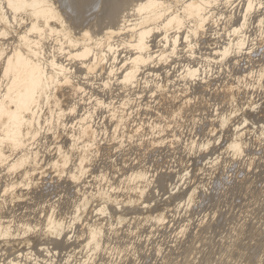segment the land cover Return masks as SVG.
I'll return each mask as SVG.
<instances>
[{
	"label": "bare ground",
	"instance_id": "1",
	"mask_svg": "<svg viewBox=\"0 0 264 264\" xmlns=\"http://www.w3.org/2000/svg\"><path fill=\"white\" fill-rule=\"evenodd\" d=\"M103 1L111 23L97 32V24L81 22L100 0H0V264H54L67 246L80 251L69 252L64 264H95L101 254L118 258L127 244L110 238L118 239L125 223L138 230L168 218L159 204H148L156 180L144 162L180 147L182 128L208 136L186 141L192 159L222 142L220 156L207 164L220 175L221 156L238 160L248 136L264 139V126H248L253 112L264 118V107L250 97L264 90V12L257 15L264 0H242L237 21L232 12H217L235 0ZM253 15L260 34L250 40ZM202 39L212 46L208 54L201 53ZM182 58L188 64L176 80L169 71L160 79L159 68ZM241 59L249 69L215 87L212 68L233 71ZM139 87L151 95L145 104L138 102L141 93L130 94ZM119 91L117 104L104 98ZM100 111L107 114L96 122ZM181 175L180 181L189 172ZM199 189L182 191L187 210Z\"/></svg>",
	"mask_w": 264,
	"mask_h": 264
},
{
	"label": "rangeland",
	"instance_id": "2",
	"mask_svg": "<svg viewBox=\"0 0 264 264\" xmlns=\"http://www.w3.org/2000/svg\"><path fill=\"white\" fill-rule=\"evenodd\" d=\"M100 1V4L98 3L96 8L90 10L89 13L87 12L88 14L86 13L87 16L84 15L85 19L83 18L84 21H82L83 23L81 22V27L87 26L88 22L91 25L93 23L95 25L100 24L98 25L99 27L96 25V31L100 32V30L103 29V26L105 27L106 25H109L110 21L104 18L103 15L105 10V1ZM235 1L231 4L232 6H219L220 8H218L217 12L221 11V13H223L224 11L223 14L232 12L233 15L235 14V20L237 21L240 11L242 10L243 5L241 6V4H243V2H241L242 0ZM129 4H131V2H129ZM129 4L127 2L128 7ZM125 7L127 8V6ZM263 12L264 9L257 15L263 16ZM255 16L256 15H253V19L251 20V24L248 29V32H250L248 36L253 37H251L250 40H254L260 34L257 26L255 27L256 24H254L256 19ZM209 31L211 30H208L207 35H213V32ZM210 33L212 34L209 35ZM200 42L199 48H201V53H210L212 46L208 48L207 44L209 45V43H206L203 39L200 40ZM204 42L206 43V46L204 45ZM255 58L254 67L258 68L260 62L259 60L261 59L257 56ZM179 61H177V63H174L175 61H173V63H170L167 67L162 69L159 68L157 73L159 77L162 75L160 79L163 78L166 71H169L171 78L179 75V73H181L180 68L182 64L187 63V61L183 58ZM197 61L200 63L202 61L201 65L199 64V67H201L203 62H205V59L198 58ZM242 61V68L236 67L233 71L222 67L221 69H218L219 67L217 68V66L214 65L216 67L212 68L213 73L211 72L209 77L215 76V79L217 78V81L214 82L216 84L215 87L220 86L223 80L230 83L235 82L243 69H249V66L245 65L244 59ZM196 62L194 61L195 64ZM174 68L180 71L175 70ZM176 79L177 78L175 77V79L173 78L172 80ZM96 80L97 79L95 78L91 80V83H95V87H97L96 85L100 82ZM194 89L196 92L200 91L199 88ZM87 91L86 98H89L90 90L88 89ZM140 91L141 88L139 87L130 94L136 95L138 92L140 94ZM119 92V96L117 92L116 94H106L107 96L104 95V98L108 101L116 103L121 98L120 95L122 91ZM123 94L128 95L127 93ZM141 94L140 95L143 96V100H138V102L145 104V102H148L147 99H150L149 96L151 95H149L148 92H143ZM206 95L208 98L214 96L211 89L207 90ZM250 97H252L256 103L258 102L257 104H261L264 107L263 89H257L253 92L251 91ZM213 103L214 102L212 101V104ZM104 110L107 111L106 109H103V111ZM106 114L107 112L104 114L100 111L96 116V122L100 121V119H102L101 117H105ZM252 120L254 121V124L252 123L248 125L250 126L249 128L251 131L252 129L257 130L258 127L264 126V118H258L257 112H253ZM181 131L183 141L180 143V147H177L178 149L176 148L175 151H170L171 153L165 149L162 155H156L154 158L151 157L153 161L149 159L144 162V164L150 168V171L152 170V172H155V179L153 178V181L156 180L155 183H152L151 197L150 200L147 199L149 202L148 204H150V206L159 204L161 209H166V213L168 214L166 222L163 226L152 225V223L143 224V226L139 225L138 230L135 223L129 226L125 223L126 225L124 224V229L122 228L121 233H119V238H110V242L113 245L116 244V242L121 244L123 243L122 245H124V247L127 244L126 251L118 258L117 256L113 257L112 255L106 256L101 254V258L98 257L99 262L96 260L97 262H95V264H264V142H262L264 139L261 141H255L252 140V136H248V151L239 157L238 160L230 162L228 160L230 158L229 155H224V157L221 156V165L225 168L223 175H220L219 172L221 170L219 172H213V170L210 169L211 167L208 168L210 165L207 164L212 158L214 159L217 156H220L222 151H219L218 149L222 142H219L216 149H214L215 147H212V145L210 147L211 149H208L209 152L205 151V154L202 152V156L201 153H198L196 157L192 159L189 156L190 154H187L188 151L184 147L186 146V141L188 143L191 139H194V137L198 141H206L208 136L206 133L199 134L196 128L192 130L191 126L190 128H182ZM157 156L159 158H157ZM135 158V156L131 157L132 160ZM100 160L101 158L99 159L98 168H102L101 170H104V168L106 169L107 162L105 160ZM135 162L136 164L138 163L137 160L133 161L134 164ZM188 172V178L183 177L180 181L179 178H181V174L185 175ZM168 173H170V176ZM197 185L200 189L197 192L198 197L196 203L191 205L187 210L182 204L186 200L184 199L185 195H183L182 191H184L188 186L195 187ZM60 195L63 197V194ZM179 196L180 199H178ZM58 198L56 199L58 200ZM32 208H34L35 211L37 209V205ZM23 211L24 213L31 212L29 209L22 210V213ZM18 214H20V212H17V215ZM134 216L136 217L135 214ZM130 229L131 231L134 230V234H129V232H131ZM183 229H185V231L184 233H181ZM42 248L43 246L41 245L37 246L38 250ZM79 251L80 248H76L74 246H67L65 249H59V251L57 250L58 253L55 257L57 261L55 260L54 264H59L61 261V263L64 264V261L67 258L66 256L69 252H71V254H73V252L78 254ZM77 254H75V256L81 259L82 256L80 257V255ZM122 256L124 258H122Z\"/></svg>",
	"mask_w": 264,
	"mask_h": 264
},
{
	"label": "snow or ice",
	"instance_id": "3",
	"mask_svg": "<svg viewBox=\"0 0 264 264\" xmlns=\"http://www.w3.org/2000/svg\"><path fill=\"white\" fill-rule=\"evenodd\" d=\"M9 7H12L13 5L10 3L9 5H8ZM250 7H251V5H250ZM36 71H38V69H36L35 67H33L32 68V72H33V74L36 72ZM13 103H17L16 101H13ZM0 111H2V109H0ZM73 179H76V177H72Z\"/></svg>",
	"mask_w": 264,
	"mask_h": 264
},
{
	"label": "built area",
	"instance_id": "4",
	"mask_svg": "<svg viewBox=\"0 0 264 264\" xmlns=\"http://www.w3.org/2000/svg\"><path fill=\"white\" fill-rule=\"evenodd\" d=\"M255 27H256V25H255Z\"/></svg>",
	"mask_w": 264,
	"mask_h": 264
}]
</instances>
